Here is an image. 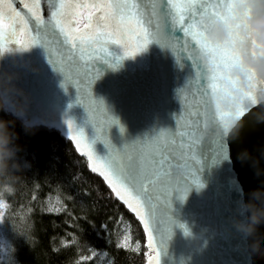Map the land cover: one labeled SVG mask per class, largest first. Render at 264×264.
<instances>
[{"label": "water", "instance_id": "95a60500", "mask_svg": "<svg viewBox=\"0 0 264 264\" xmlns=\"http://www.w3.org/2000/svg\"><path fill=\"white\" fill-rule=\"evenodd\" d=\"M25 3L31 4V0H0V12L10 23L13 13L7 5L28 15ZM42 9L47 18L43 4ZM72 26H76L75 21ZM7 47L14 50L0 55V72L12 74L16 86L24 90L27 106L22 116L25 120L57 125L72 139L73 132L67 124L71 120L74 126L83 129L93 150L101 157L108 150L103 140L96 139L99 134L106 135L113 147L119 149L146 140L160 129L174 130L175 120L183 112L177 91L193 75L190 61H177L170 49L155 41L135 55H132L134 49H128L129 54L125 55V48L110 45L122 59L113 61L115 67L97 63L102 75L93 82L91 92L94 99L104 102L107 115L118 123L100 131L96 121H102L103 117L97 113L93 118L87 98L83 104L77 103L81 94L74 86H61L63 75L54 70L41 45L27 50H15L19 45ZM53 58H56L55 52ZM252 112L243 117L238 135L223 140V154L214 156L206 148L197 154L199 165L187 169L182 176L173 174L188 180L200 179L201 186L188 183L183 200L176 191L169 192L167 201L161 196L156 223L149 230L133 211L145 230L147 249L153 251L146 264H264V223L257 226L261 247L256 252L248 247L249 239L231 225L232 217L242 215L237 212L238 201H248L254 190L264 189V122H257ZM72 140L78 149L77 140ZM211 142V139L204 140L205 145ZM78 151L88 160L83 143ZM158 252L159 258L154 259Z\"/></svg>", "mask_w": 264, "mask_h": 264}, {"label": "snow or ice", "instance_id": "6c2138e0", "mask_svg": "<svg viewBox=\"0 0 264 264\" xmlns=\"http://www.w3.org/2000/svg\"><path fill=\"white\" fill-rule=\"evenodd\" d=\"M222 3L223 0H31V4L24 5L28 15H22L8 4L13 18L8 25L0 23V55L14 50L7 47L9 44L20 46L15 50L41 45L54 70L63 75L61 86H74L81 94L77 103L83 104L87 98L88 111L93 118L97 113L103 117L102 121H96L100 131L118 123L107 115L104 102L94 99L91 92L93 82L102 75L97 63L115 67L113 61L122 59L114 54L110 45L125 48V55L129 54L128 49H134L132 55H135L155 41L170 49L177 61H190L193 75L187 85L177 91L183 112L175 120L174 130L160 129L146 140L119 149L113 147L106 135L99 134L96 139L103 140L108 150V154L101 157L93 150L83 129L67 121L78 149L81 143L86 149L89 166L104 177L117 197L137 212L146 230L156 223V208L161 196L167 201L169 192L176 191L183 200L188 183L201 186L200 179L188 180L173 175L171 169L177 156L186 162L187 169H191L200 164L197 154L206 148L214 156L224 152L222 139L204 144L202 127L214 115L208 108L210 93L216 94L235 84L228 71L234 60L233 51L227 43L210 44L198 26L202 15L221 14ZM42 4L46 6L47 18ZM73 21H76L75 27ZM197 45L209 50L207 68L192 52ZM183 66L181 63L180 67ZM215 116L223 118L224 113L217 111ZM7 207V204H0V209ZM158 258L159 252L154 259Z\"/></svg>", "mask_w": 264, "mask_h": 264}, {"label": "trees", "instance_id": "16d2710c", "mask_svg": "<svg viewBox=\"0 0 264 264\" xmlns=\"http://www.w3.org/2000/svg\"><path fill=\"white\" fill-rule=\"evenodd\" d=\"M0 118L14 121L17 159L24 165L23 181L3 211L9 240L4 264H146L141 222L69 134L11 111L0 110ZM123 230L128 246L120 243Z\"/></svg>", "mask_w": 264, "mask_h": 264}, {"label": "clouds", "instance_id": "9594fccd", "mask_svg": "<svg viewBox=\"0 0 264 264\" xmlns=\"http://www.w3.org/2000/svg\"><path fill=\"white\" fill-rule=\"evenodd\" d=\"M220 10L219 15L208 13L198 19L206 40L212 45L227 43L234 56L228 71L235 84L209 96L208 106L214 115L202 127V135L211 140L238 135L243 117L253 109L257 122H264V0H223ZM192 52L202 66H209L207 48L197 45ZM26 106L27 96L16 86L13 75L0 72V110L20 116ZM217 111L224 113L223 118L215 116ZM13 125L14 121L0 118V204H7L23 181L19 173L24 165L17 159L19 146ZM186 170V162L177 156L172 173L182 176ZM237 212L242 215L231 218L232 227L249 239L253 252L259 251L257 226L264 223V189L254 190L248 201H238Z\"/></svg>", "mask_w": 264, "mask_h": 264}, {"label": "rangeland", "instance_id": "374dc122", "mask_svg": "<svg viewBox=\"0 0 264 264\" xmlns=\"http://www.w3.org/2000/svg\"><path fill=\"white\" fill-rule=\"evenodd\" d=\"M0 23H3L4 25L10 24L9 21L3 15H0ZM51 205L52 203H48V207H52ZM3 211L4 209L0 210V212L2 213ZM2 217L3 215H0V264H4L7 261L8 249H9V240L7 239L5 234V230L2 223ZM128 239H129V234L127 232H124L122 235H120L121 244L128 246L129 245Z\"/></svg>", "mask_w": 264, "mask_h": 264}, {"label": "bare ground", "instance_id": "6f19581e", "mask_svg": "<svg viewBox=\"0 0 264 264\" xmlns=\"http://www.w3.org/2000/svg\"><path fill=\"white\" fill-rule=\"evenodd\" d=\"M133 211V210H132ZM134 213V212H133ZM135 215V214H134ZM136 216V215H135ZM137 217V216H136ZM138 219H139V217H137ZM140 221V220H139ZM124 232H127L128 233V231L127 230H123V233ZM147 238V237H146ZM147 247V246H146ZM148 250V249H147ZM148 254H149V256L151 255V254H153V251H148ZM149 258V257H148ZM148 260V259H147Z\"/></svg>", "mask_w": 264, "mask_h": 264}, {"label": "flooded vegetation", "instance_id": "af4514ba", "mask_svg": "<svg viewBox=\"0 0 264 264\" xmlns=\"http://www.w3.org/2000/svg\"><path fill=\"white\" fill-rule=\"evenodd\" d=\"M0 13H2V12H0ZM3 15H4V13H3Z\"/></svg>", "mask_w": 264, "mask_h": 264}]
</instances>
